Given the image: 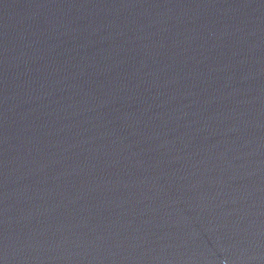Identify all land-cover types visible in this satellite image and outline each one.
<instances>
[{
    "label": "water",
    "instance_id": "1",
    "mask_svg": "<svg viewBox=\"0 0 264 264\" xmlns=\"http://www.w3.org/2000/svg\"><path fill=\"white\" fill-rule=\"evenodd\" d=\"M0 264H264V0H0Z\"/></svg>",
    "mask_w": 264,
    "mask_h": 264
}]
</instances>
